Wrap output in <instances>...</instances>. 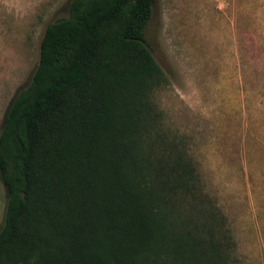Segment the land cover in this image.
Returning a JSON list of instances; mask_svg holds the SVG:
<instances>
[{"label":"trees","instance_id":"16d2710c","mask_svg":"<svg viewBox=\"0 0 264 264\" xmlns=\"http://www.w3.org/2000/svg\"><path fill=\"white\" fill-rule=\"evenodd\" d=\"M154 0H71L0 125V264H229L224 216L161 128Z\"/></svg>","mask_w":264,"mask_h":264},{"label":"rangeland","instance_id":"374dc122","mask_svg":"<svg viewBox=\"0 0 264 264\" xmlns=\"http://www.w3.org/2000/svg\"><path fill=\"white\" fill-rule=\"evenodd\" d=\"M71 0H0V125ZM145 43L167 76L161 128L224 216L229 264H264V0H154ZM0 180V225L5 211Z\"/></svg>","mask_w":264,"mask_h":264}]
</instances>
